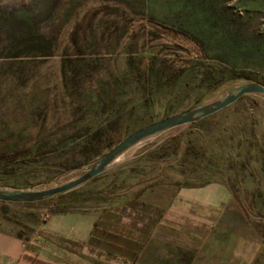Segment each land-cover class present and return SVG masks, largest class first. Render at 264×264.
I'll list each match as a JSON object with an SVG mask.
<instances>
[{
    "label": "rangeland",
    "instance_id": "1",
    "mask_svg": "<svg viewBox=\"0 0 264 264\" xmlns=\"http://www.w3.org/2000/svg\"><path fill=\"white\" fill-rule=\"evenodd\" d=\"M250 81L264 83V0H0V185L89 164ZM79 190L161 200L160 264H264V100L144 141ZM176 191L189 206L171 219Z\"/></svg>",
    "mask_w": 264,
    "mask_h": 264
},
{
    "label": "crops",
    "instance_id": "2",
    "mask_svg": "<svg viewBox=\"0 0 264 264\" xmlns=\"http://www.w3.org/2000/svg\"><path fill=\"white\" fill-rule=\"evenodd\" d=\"M79 189L48 204L0 202V264H160L161 200L148 201L146 192L110 200ZM182 199L177 191L170 197L171 219L189 206Z\"/></svg>",
    "mask_w": 264,
    "mask_h": 264
},
{
    "label": "water",
    "instance_id": "3",
    "mask_svg": "<svg viewBox=\"0 0 264 264\" xmlns=\"http://www.w3.org/2000/svg\"><path fill=\"white\" fill-rule=\"evenodd\" d=\"M245 95L257 96L264 100V83L250 81L231 85L209 101L166 116L133 131L93 162L70 167L43 183L28 187L0 185V201L33 203L52 199L78 189L105 172L126 152L138 144L174 128L209 117L235 103ZM75 172L79 174L63 180V178Z\"/></svg>",
    "mask_w": 264,
    "mask_h": 264
},
{
    "label": "trees",
    "instance_id": "4",
    "mask_svg": "<svg viewBox=\"0 0 264 264\" xmlns=\"http://www.w3.org/2000/svg\"><path fill=\"white\" fill-rule=\"evenodd\" d=\"M120 141H121V140H120ZM120 141H118V142H120ZM118 142H117V143H118ZM117 143H116V144H117ZM116 144H115V145H116ZM0 202H2V201H0ZM2 203H7V202H2Z\"/></svg>",
    "mask_w": 264,
    "mask_h": 264
}]
</instances>
